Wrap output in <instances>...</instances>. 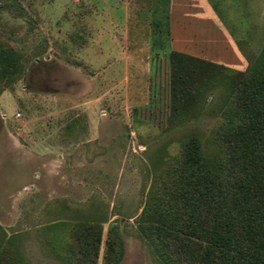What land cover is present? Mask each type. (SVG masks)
Here are the masks:
<instances>
[{
    "label": "rangeland",
    "instance_id": "374dc122",
    "mask_svg": "<svg viewBox=\"0 0 264 264\" xmlns=\"http://www.w3.org/2000/svg\"><path fill=\"white\" fill-rule=\"evenodd\" d=\"M208 1L214 21L170 0L167 35L156 0H0V54L20 66L0 64V244L22 264H71L80 223L102 226L97 264L112 229L115 264H167L141 214L188 137L211 136L233 75L213 68L202 106L173 118L167 51L222 65L221 23L247 67L264 49V0Z\"/></svg>",
    "mask_w": 264,
    "mask_h": 264
},
{
    "label": "trees",
    "instance_id": "16d2710c",
    "mask_svg": "<svg viewBox=\"0 0 264 264\" xmlns=\"http://www.w3.org/2000/svg\"><path fill=\"white\" fill-rule=\"evenodd\" d=\"M155 5L170 35V0ZM167 53L173 118L204 103L214 85L213 68L233 75L211 136L191 134L171 167L175 181L153 187L141 214L143 231L153 234L167 264H264V49L245 71L175 49ZM4 61L20 69L18 61L0 54ZM76 231L71 264H97L101 224L80 223ZM114 233L106 242L105 264L117 261ZM0 264H22L12 243L0 244Z\"/></svg>",
    "mask_w": 264,
    "mask_h": 264
},
{
    "label": "crops",
    "instance_id": "0c3cea01",
    "mask_svg": "<svg viewBox=\"0 0 264 264\" xmlns=\"http://www.w3.org/2000/svg\"><path fill=\"white\" fill-rule=\"evenodd\" d=\"M194 2L196 4H199V6L201 7V9L203 8L204 10H209V12L211 13V20L213 18L214 21V17H216L215 11L212 9L211 5L209 4L208 0H194ZM171 5V3H170ZM214 15V17H213ZM171 17V16H170ZM222 24V23H221ZM219 27V30L217 31V29L214 27L212 30H216L217 32V37L219 35V38L217 40V38L213 39L214 41H218V43L220 44V46H224V49H226L228 52L226 51H220L219 54L221 55H217L218 53H216L215 55H209L207 57H209V59L215 60L218 63H222L225 64L227 66L236 68V69H245L247 67V61L243 55V53H241L239 47L237 46L235 40H233L231 38L230 33L228 32V30L226 29V27H223V24ZM172 26V23H171ZM212 36V34H211ZM215 41V42H216ZM180 51V50H178ZM184 52V51H182ZM187 53V52H186ZM208 59V58H207Z\"/></svg>",
    "mask_w": 264,
    "mask_h": 264
}]
</instances>
